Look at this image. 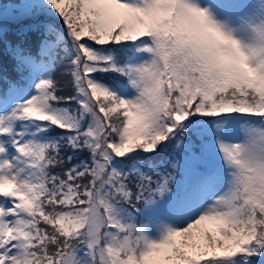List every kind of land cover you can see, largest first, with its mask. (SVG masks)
Listing matches in <instances>:
<instances>
[{
	"label": "snow or ice",
	"instance_id": "obj_1",
	"mask_svg": "<svg viewBox=\"0 0 264 264\" xmlns=\"http://www.w3.org/2000/svg\"><path fill=\"white\" fill-rule=\"evenodd\" d=\"M0 264H264V0L0 2Z\"/></svg>",
	"mask_w": 264,
	"mask_h": 264
},
{
	"label": "trees",
	"instance_id": "obj_2",
	"mask_svg": "<svg viewBox=\"0 0 264 264\" xmlns=\"http://www.w3.org/2000/svg\"><path fill=\"white\" fill-rule=\"evenodd\" d=\"M0 2H7V0H0ZM57 78L60 79L59 73H57ZM62 86L65 87V90H69V86H67V78L62 79Z\"/></svg>",
	"mask_w": 264,
	"mask_h": 264
}]
</instances>
